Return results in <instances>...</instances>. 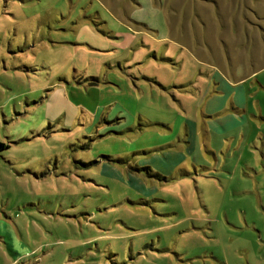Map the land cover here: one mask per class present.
<instances>
[{"label":"rangeland","instance_id":"374dc122","mask_svg":"<svg viewBox=\"0 0 264 264\" xmlns=\"http://www.w3.org/2000/svg\"><path fill=\"white\" fill-rule=\"evenodd\" d=\"M0 264H264V0H0Z\"/></svg>","mask_w":264,"mask_h":264},{"label":"crops","instance_id":"0c3cea01","mask_svg":"<svg viewBox=\"0 0 264 264\" xmlns=\"http://www.w3.org/2000/svg\"><path fill=\"white\" fill-rule=\"evenodd\" d=\"M196 1H202V0H195V2ZM150 2V1H149ZM148 2V3H149ZM129 3H131L132 4V2L130 1V2H128V4ZM140 3H142V2H140ZM139 10H141V9H139ZM135 14H136V12H133L132 13V17H135ZM216 81V80H215ZM165 81H162V85L164 86V88H162V89H175V88H181V86H185V85H172V86H167L168 84L167 83H164ZM193 82V81H192ZM210 83H214L215 85H214V88L215 89H217V87L216 86H218L217 85V83L216 82H214V79H212L211 80V82L209 81V84ZM187 84H191V83H187ZM192 88H195L194 86L192 87ZM27 94H30V92H28ZM184 142H185V144H187L188 146H193V144H194V134L193 133H191L189 130H187V133H186V135H185V137H184Z\"/></svg>","mask_w":264,"mask_h":264}]
</instances>
